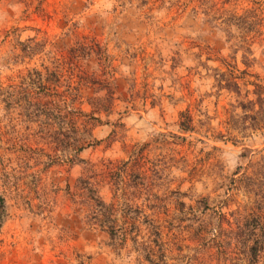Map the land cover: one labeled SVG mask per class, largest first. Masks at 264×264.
Instances as JSON below:
<instances>
[{
	"label": "rangeland",
	"instance_id": "1",
	"mask_svg": "<svg viewBox=\"0 0 264 264\" xmlns=\"http://www.w3.org/2000/svg\"><path fill=\"white\" fill-rule=\"evenodd\" d=\"M48 86L95 146L49 121ZM0 194V264H209L214 210L264 235V0H0Z\"/></svg>",
	"mask_w": 264,
	"mask_h": 264
},
{
	"label": "trees",
	"instance_id": "2",
	"mask_svg": "<svg viewBox=\"0 0 264 264\" xmlns=\"http://www.w3.org/2000/svg\"><path fill=\"white\" fill-rule=\"evenodd\" d=\"M52 75L57 76L56 72H52ZM58 77V76H57ZM75 79V77L70 78V80ZM54 84V83H53ZM224 89H233L231 83H226L221 85ZM234 86H238V83H235ZM46 102L44 104L46 117L49 121H52V124H60L61 126L68 127L73 133H78V145L77 152L82 153L86 148L95 146L98 141L90 142L87 139L83 140V137L80 136V131L87 133L90 131V127H94L97 119L82 110L73 108L70 103L73 101L66 93H62L57 88H52L48 86L44 91ZM110 93V92H109ZM70 102V103H69ZM79 125H82V130H79ZM179 128L184 132L193 131V118L189 112L186 110L180 113ZM59 137L53 139V143L57 146H61L62 143H67L71 139V135L66 133L63 129L58 132ZM137 147V146H136ZM135 160L144 162L142 149L136 148L134 151ZM125 165V164H124ZM122 166L115 165L112 161H109L107 166L108 174L119 175V181L116 184L117 190H123V175H122ZM123 180V181H122ZM161 180V178H159ZM155 199L162 203V199L159 196H156ZM96 210L98 216H100V222L109 223L115 225L118 222L115 218V213L117 212L113 206H100V201H97ZM102 203V202H101ZM184 205V204H183ZM212 208L208 203L203 207L201 214H204L206 211H210ZM213 211V209H212ZM213 215L216 217L215 221L206 228L205 231L201 230V246L208 251L209 264H262L261 259L264 262V235H257V224L254 223L251 219H246L242 215L232 212L231 214L223 213L222 211H213ZM194 218L197 216L193 214ZM8 219V213L6 210V200L0 194V228L5 224ZM112 231H115L116 228L111 227ZM122 235H128V231L124 228L120 229ZM154 235H162V230L155 226L152 229Z\"/></svg>",
	"mask_w": 264,
	"mask_h": 264
}]
</instances>
